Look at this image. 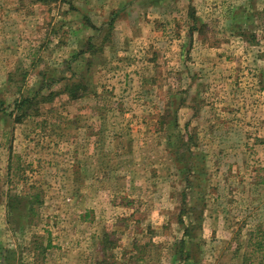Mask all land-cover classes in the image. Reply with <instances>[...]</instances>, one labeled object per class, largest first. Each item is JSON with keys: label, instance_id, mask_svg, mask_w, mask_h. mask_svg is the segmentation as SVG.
<instances>
[{"label": "rangeland", "instance_id": "374dc122", "mask_svg": "<svg viewBox=\"0 0 264 264\" xmlns=\"http://www.w3.org/2000/svg\"><path fill=\"white\" fill-rule=\"evenodd\" d=\"M0 100L9 263L264 264V0H0Z\"/></svg>", "mask_w": 264, "mask_h": 264}, {"label": "trees", "instance_id": "16d2710c", "mask_svg": "<svg viewBox=\"0 0 264 264\" xmlns=\"http://www.w3.org/2000/svg\"><path fill=\"white\" fill-rule=\"evenodd\" d=\"M115 12H112L110 15V21L111 18L115 15ZM90 47L92 44H89ZM87 51V50H81L80 52ZM76 55V54H75ZM73 55V57L75 56ZM77 85L75 82L71 83H65L64 86L61 88L62 91L67 92L68 96L71 98L78 97L77 92H75L77 89ZM49 93L54 94L55 91L52 90ZM36 95H21L16 98H14L15 106L16 107H22V106H28L31 105L33 100H35ZM4 100H0V117L3 113V108L5 109V105L3 103ZM4 114V113H3ZM178 140H181V135H179ZM186 140H184L185 142ZM189 183V182H188ZM37 197V195H36ZM184 203H189V200H186L183 198ZM203 197L197 196L195 199L192 200L193 205L186 206L187 209H190L189 211H192L191 214H188L189 217L192 215V220H188L187 222H184L182 219V225H183V236L182 238L177 242V246L175 247V256L182 260V261H190L193 260L196 261L197 253L199 252V247L201 244V238H199V234L197 233V230H199L200 226V217H201V209H197V204L200 202L201 206L203 207ZM8 213L13 211L14 208V202L11 201V198L8 200ZM184 209V208H183ZM185 211V210H183ZM255 233V234H254ZM252 233V235L244 241V244L238 243V247H248L250 248L249 251H245L244 255L242 256V262H249L253 261L254 255L255 257L262 261L261 263H264L263 255H264V233H263V227L261 224H258L256 227V231ZM49 245V243L46 244V247ZM11 250L8 248L3 247L0 245V264H12V262L9 263V257L7 256V252H10ZM258 252H261L262 255L258 254ZM254 254V255H253ZM258 254V255H257ZM253 257V258H252Z\"/></svg>", "mask_w": 264, "mask_h": 264}]
</instances>
